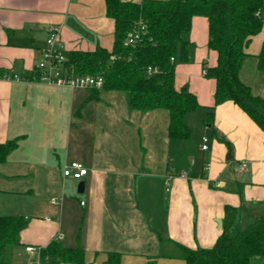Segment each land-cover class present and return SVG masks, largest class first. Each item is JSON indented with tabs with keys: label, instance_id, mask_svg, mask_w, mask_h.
<instances>
[{
	"label": "crops",
	"instance_id": "0c3cea01",
	"mask_svg": "<svg viewBox=\"0 0 264 264\" xmlns=\"http://www.w3.org/2000/svg\"><path fill=\"white\" fill-rule=\"evenodd\" d=\"M53 25L66 57L113 43L104 0H0V74H34ZM207 38V19L194 16L189 60L174 69V88L199 104L185 116L189 138L191 117L206 118L191 142L169 137L165 110H132L123 92L0 78V143L17 140L0 163V217L26 220L14 264H39L38 251L52 240L80 246L88 264H103L108 252L120 253V264L152 257L185 264L171 247L211 248L227 224L226 208L236 214L230 235L264 214V131L233 102L215 106V81L202 73L203 63L217 62ZM262 43L264 24L245 48L239 77L264 99L256 58ZM69 161L87 170L76 185L62 175Z\"/></svg>",
	"mask_w": 264,
	"mask_h": 264
},
{
	"label": "trees",
	"instance_id": "16d2710c",
	"mask_svg": "<svg viewBox=\"0 0 264 264\" xmlns=\"http://www.w3.org/2000/svg\"><path fill=\"white\" fill-rule=\"evenodd\" d=\"M105 14L113 20L114 36L110 49L71 51L66 63L75 74L102 73V89L126 95L130 109L168 113L167 133L171 138L188 139L190 129L185 116L199 107L186 88H174L176 61L189 60L191 44L187 36L194 16L207 19V47L217 53L213 67L203 63L205 77L215 81V106L225 101L238 105L264 131V99L252 94L239 77L245 48L264 24V0H143L141 3L104 0ZM258 13V15H257ZM139 22L145 32L133 45L126 35ZM257 68L264 73V43L256 56ZM153 71L148 74L147 68ZM96 90V89H93ZM212 111L209 112V115ZM17 147V140L0 143V163ZM226 211L227 224L211 248L190 249L178 245V257L185 264H260L264 263V214L230 235L235 211ZM26 226L21 216L0 217V264L17 244ZM103 264H120L121 254L108 252ZM39 264H88L80 246L68 248L52 240L38 251ZM145 264H156L150 258Z\"/></svg>",
	"mask_w": 264,
	"mask_h": 264
},
{
	"label": "built area",
	"instance_id": "2783aa9c",
	"mask_svg": "<svg viewBox=\"0 0 264 264\" xmlns=\"http://www.w3.org/2000/svg\"><path fill=\"white\" fill-rule=\"evenodd\" d=\"M258 15V13H257ZM145 32V26L139 22L126 35V43L133 45L141 38ZM67 57L64 54L63 46L59 37V28L55 25L50 26L45 39V48L41 52L40 60L37 64L36 72L29 76H20L17 74H0V78L13 81H37L47 85L66 87L69 89H96L103 87L104 79L101 73L98 74H75L72 68L66 63ZM153 70L148 67L147 72L150 74ZM205 74V70L202 71ZM202 150L207 149V139L202 138ZM240 167H245V163H241ZM87 174L84 165L78 161H69L62 166L63 177L73 179H81ZM181 177H186L184 173ZM52 203H57L52 200ZM81 204H83L81 202ZM27 252H33V248H25ZM38 257V255H37ZM38 262V261H37ZM30 264V263H29Z\"/></svg>",
	"mask_w": 264,
	"mask_h": 264
},
{
	"label": "rangeland",
	"instance_id": "374dc122",
	"mask_svg": "<svg viewBox=\"0 0 264 264\" xmlns=\"http://www.w3.org/2000/svg\"><path fill=\"white\" fill-rule=\"evenodd\" d=\"M102 74V73H101ZM194 117H191V118H193V119H191L190 120V126H191V129H192V131H193V134H192V136L187 140V139H185L184 140V142H191V140H192V138H193V136H194V131L196 132V129L198 130L199 128H203L204 126H206V118H204L205 117V115H203V116H199L198 114H197V116L196 115H193ZM200 117V119L203 121V122H199L198 121V123L197 122H195L196 121V118H199ZM200 136H201V134H198V137L197 136H195L196 138H198V140L200 139ZM181 140H183V139H181ZM79 182V179H73V183H74V185H76L77 183ZM173 250V252H171L172 254H174V255H178V253H179V251H178V253H177V249L174 247V246H172L171 247ZM13 250H14V247L11 249V251H10V253L11 254H9L8 255V253H7V259L8 260H10L12 263L14 262V259H13V257H12V254H13ZM176 251V252H175ZM19 263H21V260H19ZM260 264H264V263H260Z\"/></svg>",
	"mask_w": 264,
	"mask_h": 264
},
{
	"label": "water",
	"instance_id": "95a60500",
	"mask_svg": "<svg viewBox=\"0 0 264 264\" xmlns=\"http://www.w3.org/2000/svg\"><path fill=\"white\" fill-rule=\"evenodd\" d=\"M77 192L82 193L83 192V184L79 183L77 187Z\"/></svg>",
	"mask_w": 264,
	"mask_h": 264
}]
</instances>
